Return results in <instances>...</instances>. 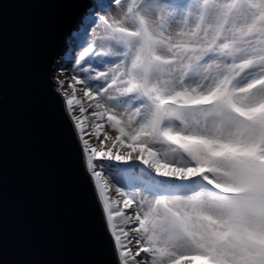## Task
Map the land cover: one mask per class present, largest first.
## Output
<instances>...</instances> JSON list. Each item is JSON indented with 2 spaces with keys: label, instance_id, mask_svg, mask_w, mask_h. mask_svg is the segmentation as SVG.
<instances>
[{
  "label": "snow or ice",
  "instance_id": "snow-or-ice-1",
  "mask_svg": "<svg viewBox=\"0 0 264 264\" xmlns=\"http://www.w3.org/2000/svg\"><path fill=\"white\" fill-rule=\"evenodd\" d=\"M50 68L91 264H264V0H92Z\"/></svg>",
  "mask_w": 264,
  "mask_h": 264
},
{
  "label": "water",
  "instance_id": "water-1",
  "mask_svg": "<svg viewBox=\"0 0 264 264\" xmlns=\"http://www.w3.org/2000/svg\"><path fill=\"white\" fill-rule=\"evenodd\" d=\"M92 0H5L0 14V258L91 264L79 161L54 119L49 73Z\"/></svg>",
  "mask_w": 264,
  "mask_h": 264
},
{
  "label": "rangeland",
  "instance_id": "rangeland-1",
  "mask_svg": "<svg viewBox=\"0 0 264 264\" xmlns=\"http://www.w3.org/2000/svg\"><path fill=\"white\" fill-rule=\"evenodd\" d=\"M91 2H92V1H91ZM71 36H72V34L69 36V38H70L69 40H71ZM69 45H70V41H67V48H66L64 54H66V53L69 52ZM75 51L78 52L79 49H76ZM64 54H63L62 56H64ZM62 56H61V57H62ZM61 57H59V58L57 59V64L60 62V60H61L60 58H61ZM69 67H70V65H69Z\"/></svg>",
  "mask_w": 264,
  "mask_h": 264
},
{
  "label": "bare ground",
  "instance_id": "bare-ground-1",
  "mask_svg": "<svg viewBox=\"0 0 264 264\" xmlns=\"http://www.w3.org/2000/svg\"><path fill=\"white\" fill-rule=\"evenodd\" d=\"M75 31H76V29H75ZM75 31H73V33L75 32ZM72 33H70L69 35H68V38H67V41H70L69 39V36L71 35ZM66 48H67V46L65 47V50H66ZM65 50L62 52V53H58L57 54V56H56V61H57V59L59 58V57H61L63 54H64V52H65ZM65 55V54H64ZM61 59V58H60ZM57 64V63H56ZM66 87H67V85H66Z\"/></svg>",
  "mask_w": 264,
  "mask_h": 264
}]
</instances>
